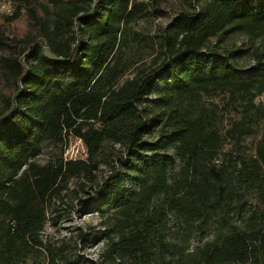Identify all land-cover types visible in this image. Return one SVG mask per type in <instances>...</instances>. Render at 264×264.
Listing matches in <instances>:
<instances>
[{
  "label": "trees",
  "instance_id": "obj_1",
  "mask_svg": "<svg viewBox=\"0 0 264 264\" xmlns=\"http://www.w3.org/2000/svg\"><path fill=\"white\" fill-rule=\"evenodd\" d=\"M9 1L0 264H264V51L242 72L250 49L221 47L235 34L264 39V0L180 12L149 63L127 55L147 15L138 0ZM70 137L86 158L64 156ZM72 183L104 219L98 259L45 238L48 208Z\"/></svg>",
  "mask_w": 264,
  "mask_h": 264
},
{
  "label": "rangeland",
  "instance_id": "obj_2",
  "mask_svg": "<svg viewBox=\"0 0 264 264\" xmlns=\"http://www.w3.org/2000/svg\"><path fill=\"white\" fill-rule=\"evenodd\" d=\"M138 2L145 5L147 15L133 25L131 37H135L136 40L132 41L127 50V55L139 53L143 56V62L146 63H149L152 54L156 53L157 50L154 51V49H158V43L164 30L179 13L186 10H199L202 5V0H138ZM0 13L8 14L1 9V2ZM221 47L237 52L250 49L245 58H239L236 62V69L244 72L255 65L252 55L253 49L259 48L264 51V39L235 34L222 43ZM227 99L226 95H222L209 100L222 105ZM257 101H264V96ZM260 135L247 140L249 153H254ZM52 152L51 147H46L44 152L36 158V161L39 163L46 162ZM64 156L67 159L86 158L87 150L82 140L70 137ZM100 173L106 177L109 171L106 166H103ZM92 201L93 198H89L84 189L72 183L70 190L64 191L61 197L54 201L52 207L48 208L49 220L45 226V238L57 244L66 242L75 245L78 243L79 254L82 257L98 259L104 245V219L96 210L91 208ZM81 234L84 235L85 242L80 240L79 235Z\"/></svg>",
  "mask_w": 264,
  "mask_h": 264
},
{
  "label": "built area",
  "instance_id": "obj_3",
  "mask_svg": "<svg viewBox=\"0 0 264 264\" xmlns=\"http://www.w3.org/2000/svg\"><path fill=\"white\" fill-rule=\"evenodd\" d=\"M1 9L6 13L11 14L15 9V5L9 0H3L1 2Z\"/></svg>",
  "mask_w": 264,
  "mask_h": 264
}]
</instances>
